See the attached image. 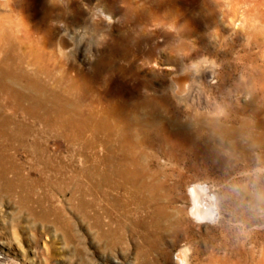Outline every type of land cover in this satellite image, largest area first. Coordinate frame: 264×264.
<instances>
[{
    "label": "bare ground",
    "instance_id": "1",
    "mask_svg": "<svg viewBox=\"0 0 264 264\" xmlns=\"http://www.w3.org/2000/svg\"><path fill=\"white\" fill-rule=\"evenodd\" d=\"M84 1L88 2L87 8L78 1L73 5L79 8L69 7L84 34L64 31L56 42L50 23L55 16L65 14L59 3L26 0L15 14L18 19L12 14L16 3H0L10 10L0 13V133L16 140L53 136L90 148L98 146L97 164L88 175L91 187L105 197L111 189L118 205L122 194L127 202L151 208L155 225L168 231V225L179 220L169 205L170 192L174 190L168 186L169 180L175 175L184 178L182 168L197 171L223 165L241 170L264 167V26H260L264 24V7L250 9L253 21L235 29L233 41L227 33L228 22L217 15H225L223 9L195 15L196 18L184 17L183 22L178 13H169V19L161 22L165 41L193 38L191 43H181L192 49L190 57L199 60L207 56L217 64L213 71L202 68L197 72L191 66L177 69L168 82L159 79V71L151 67L155 51L163 46L155 34L134 36L129 30L118 35L102 34V39L96 40L98 54H93L92 35L99 29L89 16L98 15V7L112 19L120 13L118 22L125 25L135 19L130 6L118 5L120 0ZM66 14L70 15L67 10ZM39 16L42 23H29ZM45 23L48 29L42 27ZM88 35L87 55L81 63V44ZM157 63L164 62L158 59ZM201 66L193 67L198 70ZM36 148L43 151L42 163L51 166L53 155L48 156L46 145ZM230 177L227 175V179ZM191 194L193 214L209 206L206 213L213 215L211 208L216 206V200L207 186L198 183L191 188Z\"/></svg>",
    "mask_w": 264,
    "mask_h": 264
},
{
    "label": "rangeland",
    "instance_id": "2",
    "mask_svg": "<svg viewBox=\"0 0 264 264\" xmlns=\"http://www.w3.org/2000/svg\"><path fill=\"white\" fill-rule=\"evenodd\" d=\"M4 1L7 0H0V3ZM55 1L63 7L65 14L61 17L55 16L50 23L53 40L56 42L57 37L64 31H78L82 36L83 28L74 22L73 12L69 7L76 10L79 6H74L73 2L78 1L87 8L88 2L50 0ZM239 1L120 0L118 5L132 8L135 22L130 25L118 22L120 13L114 15L111 24L102 18H96V14L89 16L99 29L98 33L92 35L95 38L92 39L91 50L93 54H98L97 41L102 39V34L118 35L128 30L134 36L155 34L158 36L157 42H163V46L155 51L151 67L159 71V79L165 78L170 82L171 73L191 66L196 57L191 58L192 49L181 45L182 41L191 43L193 38L165 41L166 38L162 36V20L169 19V13H178L179 20L183 22L186 20L184 17L196 18L214 9H223L226 14L217 15L228 22L227 33L233 41L235 29L244 25V22L247 24L248 21H253V15L248 13L250 9L264 7V0ZM9 2L11 5L16 3L12 7V14L15 15L20 12L26 0ZM66 10L71 16L66 14ZM6 11L10 10L0 4V13ZM79 17L82 18L83 14L80 13ZM14 18L18 19L17 15ZM38 20L41 23L44 21L39 16L38 19L31 18L29 23L34 24ZM260 26L263 28L264 24ZM42 27L46 29L48 26L45 23ZM23 33L24 30L20 34ZM241 34L243 36L244 33ZM89 38V35L86 36L81 44V63L87 55L86 45ZM242 38L245 39L244 36ZM215 57L221 58V55ZM158 59L164 63L158 65ZM235 77H238V74ZM4 134L0 133V264H174L173 256L182 242L192 246V264H218L213 261H264V219L252 217L241 205V201L248 199L247 193L238 198L230 190L231 183L247 182L248 178L243 174L252 169H231L223 165L203 167L205 169L200 168V172V169L189 171L182 168L183 180L180 179L181 175H175L168 185L174 187L170 192L169 205L179 220L170 223L169 230L166 231L162 229L164 226L159 225L160 228L153 222L154 213L151 208H141L137 202H127V198H123L122 194L119 195L121 205H118L115 203L117 197L111 189V195L105 197L97 188L91 187L93 184L88 175L97 164L96 159L100 152L98 146L90 148L81 142L72 143L53 136H31L24 139L25 141L19 137L16 140L17 138L11 139ZM37 142L38 145H46L48 156L53 155L51 166L42 163L43 151L37 150ZM18 162H21V165ZM227 175L231 177L227 179ZM79 183L83 186L79 187ZM198 183L207 186L214 200L221 198L223 215L215 224L197 225L189 218V212L192 213L193 210L191 188ZM261 184H264V179ZM91 215L95 216L92 218ZM241 221L248 227L256 226L250 239L241 237L238 240L237 224ZM251 251L253 255H248L247 252Z\"/></svg>",
    "mask_w": 264,
    "mask_h": 264
},
{
    "label": "clouds",
    "instance_id": "3",
    "mask_svg": "<svg viewBox=\"0 0 264 264\" xmlns=\"http://www.w3.org/2000/svg\"><path fill=\"white\" fill-rule=\"evenodd\" d=\"M95 12L99 13L95 16L96 18H102L109 24L113 22L111 16L107 15L102 8L98 7ZM214 64H217L215 59L205 56L194 61L191 67L197 72H199L202 68L213 71L215 70L213 67ZM194 65L202 66L197 70L193 67ZM241 79H243V77H241ZM243 175L248 178V181L231 183L230 190L232 194L238 198L241 197L242 194L247 193L248 199L246 201H241V205L252 217L264 219V184H261V180L264 179V167L257 166ZM215 204L216 207L211 208L213 215H208L206 213V209L209 208V206H203L195 214L190 211L189 218L197 225L217 223L223 215L220 197H217ZM237 227V237L239 240L241 237L244 239H250L256 226L248 227L241 221L238 222ZM192 254V246L187 242H182L181 246L177 249L173 256L174 264H192ZM181 256L183 257L182 259L179 258Z\"/></svg>",
    "mask_w": 264,
    "mask_h": 264
}]
</instances>
